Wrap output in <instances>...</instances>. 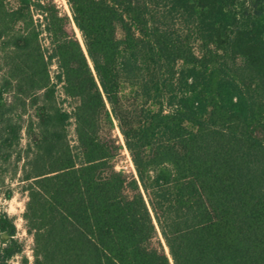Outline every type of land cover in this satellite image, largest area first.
Wrapping results in <instances>:
<instances>
[{
	"label": "trees",
	"instance_id": "trees-1",
	"mask_svg": "<svg viewBox=\"0 0 264 264\" xmlns=\"http://www.w3.org/2000/svg\"><path fill=\"white\" fill-rule=\"evenodd\" d=\"M68 2L0 0V177L34 264H264V0ZM16 232L3 210L0 264Z\"/></svg>",
	"mask_w": 264,
	"mask_h": 264
},
{
	"label": "rangeland",
	"instance_id": "rangeland-1",
	"mask_svg": "<svg viewBox=\"0 0 264 264\" xmlns=\"http://www.w3.org/2000/svg\"><path fill=\"white\" fill-rule=\"evenodd\" d=\"M54 2L58 4L60 10L63 13H67L70 16H72L71 7L68 0H54ZM34 13H35L36 21L38 22L37 18L41 17L39 13V9H35ZM76 32L80 41L84 45L82 34L77 27H76ZM41 42L45 49H49V50L51 49V43L46 32H44L41 35ZM50 70L53 79L56 80L58 66L55 59L51 63ZM58 89H59V99L61 101H64L63 100L64 95L62 94L61 85H59ZM64 106L70 108V103L68 101H65ZM26 117L29 116L26 115ZM69 130H70L69 132H70L71 142L72 144L75 145L77 143V140H76L74 122H72L71 125L69 126ZM114 133L118 143L120 144V149L114 159L116 169L128 174L137 175L131 153L126 146L124 136L121 133L118 126H116ZM26 142H27V136L26 133L24 132L22 138V146H25ZM20 175L21 172L19 171L18 176L15 177V179H11L12 172L9 171L5 176L6 178L5 181L2 180L0 177V213L3 210H5L11 216L14 217L15 224L17 227L16 237L22 240L25 245L24 251L21 254L15 256L13 259H11L9 264H34V249H33L34 239L33 236L27 232L25 220L23 218V213L25 211V206H26L27 194L22 191V182L18 179ZM10 187L14 189V195L11 198H7L6 197L7 189ZM159 236L165 246L166 251L169 252V249L165 243V240L163 239L160 230H159ZM1 245H2V240L0 238V246Z\"/></svg>",
	"mask_w": 264,
	"mask_h": 264
},
{
	"label": "water",
	"instance_id": "water-1",
	"mask_svg": "<svg viewBox=\"0 0 264 264\" xmlns=\"http://www.w3.org/2000/svg\"><path fill=\"white\" fill-rule=\"evenodd\" d=\"M5 236H7V235L5 234Z\"/></svg>",
	"mask_w": 264,
	"mask_h": 264
}]
</instances>
